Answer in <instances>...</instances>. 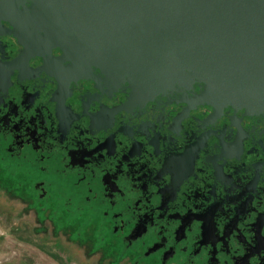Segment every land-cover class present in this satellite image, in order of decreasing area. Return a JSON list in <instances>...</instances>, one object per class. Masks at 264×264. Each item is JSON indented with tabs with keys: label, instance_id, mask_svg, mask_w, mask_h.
<instances>
[{
	"label": "flooded vegetation",
	"instance_id": "af4514ba",
	"mask_svg": "<svg viewBox=\"0 0 264 264\" xmlns=\"http://www.w3.org/2000/svg\"><path fill=\"white\" fill-rule=\"evenodd\" d=\"M13 29L0 19V161L57 232L112 264H264V111L69 79Z\"/></svg>",
	"mask_w": 264,
	"mask_h": 264
},
{
	"label": "water",
	"instance_id": "95a60500",
	"mask_svg": "<svg viewBox=\"0 0 264 264\" xmlns=\"http://www.w3.org/2000/svg\"><path fill=\"white\" fill-rule=\"evenodd\" d=\"M0 19L69 79L98 69L143 102L190 90L216 110L264 111V0H0Z\"/></svg>",
	"mask_w": 264,
	"mask_h": 264
},
{
	"label": "rangeland",
	"instance_id": "374dc122",
	"mask_svg": "<svg viewBox=\"0 0 264 264\" xmlns=\"http://www.w3.org/2000/svg\"><path fill=\"white\" fill-rule=\"evenodd\" d=\"M31 189L21 170L0 161V264H112L78 236L57 232L60 224L29 198Z\"/></svg>",
	"mask_w": 264,
	"mask_h": 264
}]
</instances>
